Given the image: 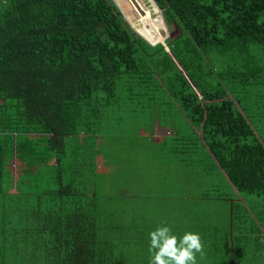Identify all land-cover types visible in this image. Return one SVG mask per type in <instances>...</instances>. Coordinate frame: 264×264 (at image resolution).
<instances>
[{"label": "trees", "instance_id": "trees-1", "mask_svg": "<svg viewBox=\"0 0 264 264\" xmlns=\"http://www.w3.org/2000/svg\"><path fill=\"white\" fill-rule=\"evenodd\" d=\"M151 1L179 32L164 39L169 51L164 40L136 36L112 0H0V264H149L147 228L159 214L157 224L179 237L205 236L211 253L197 254L201 264H241L233 239L264 230V141L238 88L264 85V0ZM158 90L166 99L152 98ZM162 103L185 114L220 171L199 172L202 188L192 196L242 197L214 215L215 225L202 219L205 210L180 225L185 216L173 217L172 202L159 203L151 185L119 191L126 153L118 150L137 134L109 131L146 114L150 123ZM167 126L166 144L178 141L183 162L189 145ZM142 228L146 262L126 250Z\"/></svg>", "mask_w": 264, "mask_h": 264}, {"label": "rangeland", "instance_id": "rangeland-1", "mask_svg": "<svg viewBox=\"0 0 264 264\" xmlns=\"http://www.w3.org/2000/svg\"><path fill=\"white\" fill-rule=\"evenodd\" d=\"M112 1L116 4L118 9L121 11L122 15L124 16L126 23L128 24L129 28L131 29V31L136 36H139V34H137L135 32V29L132 27V26H135L138 29V31H140L141 34L148 41H150L153 45L161 42L164 39L166 40L168 38H173V37H176L177 35H179V32L177 31V29L175 27H173V26L166 27L164 23H163L164 24V27H163L161 20H160V17H159V16L162 17L161 11L157 7L158 8V12H157V10L155 9L156 7L154 6V4L152 3L151 0H112ZM125 15L128 18L129 22L132 24V26L128 22V20L126 19ZM139 17L140 18L142 17L143 19H145L144 21L146 23L150 19V17H153V18L158 17L159 18L158 30H152L151 31L152 37H146L144 35L148 32L147 26H146V23L143 22ZM162 21H163V17H162ZM165 40L160 44H162L165 47L166 51H169V47H171L172 45H170V46H169V44L167 45ZM180 43H181V45H183L182 40ZM238 88H240V89L243 88L239 92L241 95V99H242L241 103H242V105H244L246 107V109L248 111V115L250 117V120L252 122L254 129L257 131V133L261 137L262 141H264V85H249V86L238 85ZM152 98L157 99V100L166 99L164 94H162V91H159V90L157 92V95L152 97ZM170 106L171 105H169L168 103L160 104V106L156 107L154 110L155 116L154 117L149 116V117L151 118V120L153 122L155 120H158L159 122H161L163 127L168 128V126H167L168 123L175 124V127L177 128V130L180 131L183 138L186 140V142L189 145V154H188L189 157H187V159L182 162L181 161L182 153L180 152V146H179L178 141H172L169 138L174 143V145L172 147H170V146H167V144H166L167 143L166 138H165V140H163V137H162L158 141H154V143L150 147L147 148V150H146V164H143V165L144 166L146 165L147 172H148V167L150 165H152L154 167H157L158 169H161L164 172L163 175H165V176H167V175L172 176L173 175V178H174L173 181H169V182L160 181L161 186H166V185H171L173 183H176V184L178 183V185L176 186L177 190H175L174 192H170V193L166 194L164 192L159 191V196H158V202L159 203L161 202L162 199H167L166 201H168V202H180V201L182 202L183 201V203H184V202H186V200H182L181 195L186 194V188L187 187H184L185 185H187V182H188L187 181L188 176L184 172L186 169H188V167H186V166H189L191 168L198 167L199 169H207L206 171L209 172L210 174L212 173L210 170H212L214 168H213L212 159L209 156V153H208V157H207L206 150H204L202 152L201 149L198 148V142L196 139L195 132L191 128L190 123L185 119V114L183 112H181L180 110H177V109L172 108ZM147 117H148V115L146 114V116L144 118L146 119ZM145 119H140V120L134 121V122H132V124L129 122L128 130L125 129L122 133H121L122 130H114V129H112L109 132L113 133L115 135L117 133L118 136H116V137H118L120 139H122L121 136L124 138V136L128 133H130V136L133 137L134 135L137 134V131L140 127H144L147 124H150L149 127L151 126L152 121L150 123H148V121ZM129 128H131V130H129ZM154 131L156 132L157 136L162 134V133H165L167 135L169 134V132L158 129V127H155ZM107 140L109 142V145L112 146V143H113L112 137L111 136L107 137ZM144 142L146 143L145 138H144ZM159 152H161V154H159ZM118 153H119V155H122L123 153L134 154L135 152H134V150H132L130 148H122V149L118 150ZM112 154L114 156L115 153L113 152ZM113 162L114 161H110V166H112ZM6 172H7V169H6ZM150 172L152 175L154 174L153 170H151ZM120 174L126 175L123 170H121ZM7 176L8 175L6 173L5 179H7ZM137 176L138 175H133L132 177L134 179ZM149 178L153 182L158 181V180H155L151 177H149ZM114 180H115V178H113V177H110V179H109L110 185L112 187H113V185H115L113 183ZM135 183L136 182H132V181L131 182H124L122 184L123 185L122 189L127 190V189L133 187ZM121 193L125 194L124 192H121ZM215 194H216V192L213 194V196ZM159 199H160V201H159ZM126 202H130V201L127 200ZM221 202L222 201L208 200L207 203L204 204V210L205 211H203V213H202L204 216V218H202V219L209 217L210 218L209 220H205V222L207 224L212 223L215 225L216 222H218V220H214V215L221 213V211H222ZM159 203H157V204H159ZM192 203H193V201H191L190 203L186 202L187 206H189V207L190 206L192 207ZM143 204L145 206L144 208L147 209L148 205L146 206L145 202H143ZM126 206H127V204L124 203L123 207L126 208ZM147 212H148V210H147ZM152 220L155 222V224L157 226L155 227V225L151 226L148 224L147 229L149 230V233H151L153 231L152 227H155L154 229L161 227V226H159L160 223L157 224V222L161 221V214H159L158 217H153ZM165 221H167V220H165ZM196 223L203 224V221H198ZM256 227H258V226H256ZM147 229H145V228L140 229L139 234L136 235V237H138L141 234L139 240L136 238L134 240L133 244H131L130 246H128V248H126L129 255H131V251H132L131 249H136V250L140 251V253H135V256L140 257V261H142V262H146L145 254L148 253V248L150 247V246L148 247V241L144 237L145 235L147 236ZM205 229H209V227H206ZM244 232L245 233L242 237L236 236L233 239V241L238 243L237 247H241L243 249V251H242L243 252L242 253L243 259H242L241 264H259L260 258L257 256H264V237H260V236H264V230L263 229H256L253 232L248 231V230H246ZM232 235H234V232L232 233ZM201 237H202V241H203V245H204V252H203V256H204V255H207L206 253L210 254L211 250L206 251L205 236L201 235ZM237 238H239L240 241H238ZM136 240H138V241H136ZM220 242H225V240H223V239L217 240V243H220ZM229 242H230V239H229ZM145 249H146V253H143V251ZM259 252H262V255H258ZM262 258H264V257H262ZM207 259L208 258H206L205 260H207ZM211 260L212 261L218 260V258H211ZM197 264H201L200 258L197 259Z\"/></svg>", "mask_w": 264, "mask_h": 264}, {"label": "crops", "instance_id": "crops-1", "mask_svg": "<svg viewBox=\"0 0 264 264\" xmlns=\"http://www.w3.org/2000/svg\"><path fill=\"white\" fill-rule=\"evenodd\" d=\"M155 116V115H154ZM152 116V117H154ZM149 119V118H148ZM152 121V120H151ZM150 124H147L144 127H140L137 131V136L132 138L130 140V142L128 144H126V148H130L132 150H134V154H130V153H126L125 154V160H124V173L127 175H125V182H136L134 184L133 187L124 190V189H120L119 191H125V192H138L136 187H147L149 185L153 186V188L150 190V192H166V193H170V192H174L175 190H177V185L178 183H173L171 185H166V186H161L160 181H173V175H163V171L161 169H158L157 167H154L152 165H150L148 167V172L146 170V165L144 166L143 164H146V150L148 147H150L154 141H158L160 138L163 137V140H165L166 137H168L167 134L162 133L160 135L157 136L155 130V127H158V129H161L163 131L169 132V129L167 127H163L160 122L158 120H155L154 122L151 123V126L149 127ZM152 128V129H151ZM151 132V133H150ZM148 137V138H147ZM144 138L146 139V143L144 142ZM137 142V143H136ZM201 151L203 152L205 149L204 148H200ZM208 156V155H207ZM212 159V158H211ZM212 165L213 168L212 170H210L212 173H217L219 170H217V167L215 165L214 160L212 159ZM151 170L154 171V174H151ZM207 169H198V167L196 168H192V175L193 178H199V175L202 173V176H207L206 173ZM209 170V169H208ZM199 172H201L199 174ZM220 172V171H219ZM205 173V174H204ZM133 175H138L136 178L133 179ZM146 178H145V177ZM188 177L190 176V173L187 175ZM211 177V174L209 175ZM153 178L155 180H158L157 182H153L151 181V179L149 178ZM198 180V179H197ZM197 180L194 183H190L187 179V185H185L184 187L186 188V194L183 195V197L185 198L187 196V198H182V200H186V202H191L192 203V207L187 206L186 202L182 204H179V202H172V208H171V213L174 216L177 215H181L183 214V216H185L183 218V222H181L180 225H182V223H188V221L192 220L190 219L186 214L188 213H192V215L195 216V213H197L198 211H202L204 210V204L207 203L208 200H204L200 195H196V196H192V194H196L194 192H199L201 191V182L200 180ZM206 183H209V181H207ZM208 186H213V181H210V184H208ZM140 190V189H139ZM143 190V189H142ZM149 191V189H147ZM194 191V192H192ZM214 201H219V200H214ZM229 203H237L236 205H238L239 203H243L242 201V197L238 196L236 199H234V201L231 202H221L222 207H229ZM181 207L180 210L178 209V207ZM239 208V207H238ZM185 211H188L187 213H184ZM182 212V213H181ZM244 221H242L243 223ZM198 223H194L192 227H194L195 225H197ZM257 227H250V229L248 231L253 232L254 230H256ZM260 229V228H259ZM195 231V230H194ZM243 252H241L240 254H242ZM258 255H262V252H259ZM257 257H262V256H257Z\"/></svg>", "mask_w": 264, "mask_h": 264}, {"label": "clouds", "instance_id": "clouds-1", "mask_svg": "<svg viewBox=\"0 0 264 264\" xmlns=\"http://www.w3.org/2000/svg\"><path fill=\"white\" fill-rule=\"evenodd\" d=\"M149 235L150 264H197V254L203 255L204 245L198 232L187 231L179 237L170 227L163 226Z\"/></svg>", "mask_w": 264, "mask_h": 264}, {"label": "bare ground", "instance_id": "bare-ground-1", "mask_svg": "<svg viewBox=\"0 0 264 264\" xmlns=\"http://www.w3.org/2000/svg\"><path fill=\"white\" fill-rule=\"evenodd\" d=\"M141 4V3H140ZM149 10V9H148ZM146 17V16H145ZM140 18V17H139ZM143 22H145L144 20L145 19H143L142 17L140 18ZM146 23V22H145ZM158 24H159V18L158 17H150V19L147 21V23H146V26H147V33L146 34H144L146 37H152V35H151V31L152 30H158ZM163 28V27H162ZM140 32V31H139ZM140 34H141V32H140ZM142 35V34H141ZM143 36V35H142ZM144 37V36H143ZM145 38V37H144ZM146 39V38H145ZM156 44H158V43H156ZM156 44H154V45H156Z\"/></svg>", "mask_w": 264, "mask_h": 264}, {"label": "water", "instance_id": "water-1", "mask_svg": "<svg viewBox=\"0 0 264 264\" xmlns=\"http://www.w3.org/2000/svg\"><path fill=\"white\" fill-rule=\"evenodd\" d=\"M164 23V22H163ZM141 38H143L144 40H146L150 45H153L150 41H148L147 39H145L143 36L139 35Z\"/></svg>", "mask_w": 264, "mask_h": 264}]
</instances>
